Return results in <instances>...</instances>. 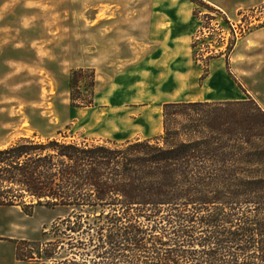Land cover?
I'll return each instance as SVG.
<instances>
[{"label": "rangeland", "instance_id": "obj_1", "mask_svg": "<svg viewBox=\"0 0 264 264\" xmlns=\"http://www.w3.org/2000/svg\"><path fill=\"white\" fill-rule=\"evenodd\" d=\"M217 57L226 69L212 77L214 97L235 87L264 110V0H0V148L26 135L159 134L164 103L214 89L203 79ZM194 64L192 81L176 73ZM77 68L95 75L91 105H71ZM65 214L0 207V264H41L36 250L49 240L57 258L83 252L70 243L84 235L61 231Z\"/></svg>", "mask_w": 264, "mask_h": 264}, {"label": "trees", "instance_id": "obj_2", "mask_svg": "<svg viewBox=\"0 0 264 264\" xmlns=\"http://www.w3.org/2000/svg\"><path fill=\"white\" fill-rule=\"evenodd\" d=\"M94 85L73 69L71 105H91ZM6 206L63 208L62 233L84 235L71 259L46 242L41 264H264V110L250 96L166 102L152 136H21L0 148Z\"/></svg>", "mask_w": 264, "mask_h": 264}, {"label": "crops", "instance_id": "obj_3", "mask_svg": "<svg viewBox=\"0 0 264 264\" xmlns=\"http://www.w3.org/2000/svg\"><path fill=\"white\" fill-rule=\"evenodd\" d=\"M216 59L217 60H215V62H213V64L211 61V68L209 69V74H208V76L205 77V79H203L204 81H208L210 86L212 85V87L216 86L215 82L212 78L213 75H215L216 72L218 74H221L223 68L226 69V60H220L221 57H219V58L217 57ZM195 65L196 64H194V66H188L184 70H182L180 72L177 71L176 73H178V74L181 73V75L183 77L187 78V80L190 82L202 73L200 68H195ZM204 85H205V83H203V85H201V86L204 87ZM224 89L227 90V88H224ZM229 89L230 90L229 91L227 90V94H226L228 97H226V98H215L214 94L217 92V90H215V87H214V89L211 88V90L206 91L205 98L202 99L201 101L239 100V99H245L248 95L246 92H243V94H241L240 92L237 91V89L235 87L230 86ZM147 136H152V135H147ZM147 136H139V137H147Z\"/></svg>", "mask_w": 264, "mask_h": 264}]
</instances>
